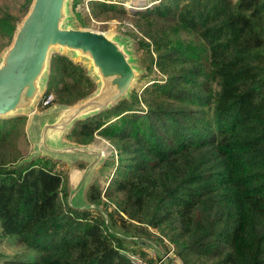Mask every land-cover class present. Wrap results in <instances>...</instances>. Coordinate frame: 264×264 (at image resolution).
<instances>
[{
	"label": "trees",
	"instance_id": "16d2710c",
	"mask_svg": "<svg viewBox=\"0 0 264 264\" xmlns=\"http://www.w3.org/2000/svg\"><path fill=\"white\" fill-rule=\"evenodd\" d=\"M3 1L0 52L24 16ZM84 1L95 18L135 16L141 35L130 32L165 77L68 133L117 147L100 169H110L108 186L96 179L87 194L89 205H116L105 214L70 201L56 159L19 162L12 142L26 116L0 118L1 233L38 251L24 264H135L122 250L135 237L168 240L183 264H264V0H156L130 13L108 0L74 4ZM49 73L55 103L96 89L66 54L52 57Z\"/></svg>",
	"mask_w": 264,
	"mask_h": 264
},
{
	"label": "water",
	"instance_id": "95a60500",
	"mask_svg": "<svg viewBox=\"0 0 264 264\" xmlns=\"http://www.w3.org/2000/svg\"><path fill=\"white\" fill-rule=\"evenodd\" d=\"M70 0H32L17 23L9 45L0 52V117L30 113L33 153L54 158L90 159L79 171L70 201L83 189L87 177L104 161L105 151L90 144L68 141L71 126L109 108L130 95L138 68L126 41L106 32L76 27L69 15ZM54 49L87 59L96 89L74 104H53L43 111L36 104L45 93V79Z\"/></svg>",
	"mask_w": 264,
	"mask_h": 264
},
{
	"label": "rangeland",
	"instance_id": "374dc122",
	"mask_svg": "<svg viewBox=\"0 0 264 264\" xmlns=\"http://www.w3.org/2000/svg\"><path fill=\"white\" fill-rule=\"evenodd\" d=\"M29 0H4L3 3L6 7H8L11 11L18 14H26L28 12V9L32 3V0L28 3ZM112 2H117L124 4V7L128 10V12L136 11L144 9L148 6H150L152 3H154L156 0H124L119 2V0H108ZM28 3V7L26 6ZM26 7L25 13H23V8ZM69 15L70 18L67 20V22L71 21L72 24L76 27H87L92 28L95 30L103 31L111 35L112 37H121L126 41L128 50L131 53L132 56V62L133 64L138 68L136 81L133 84L132 90L135 88L137 90H141L145 85L151 84L153 82L154 77H160L164 78L165 76L161 74L156 66L154 65L153 70H149V57L145 53V51L138 47L137 38L130 32V30H133L134 33H137L138 35H141V32L139 31L138 26L135 25L133 19L135 16H132L128 14V16H117L115 18H95L91 14V7L87 4L86 1L78 3L76 6L74 4V0H70L69 2ZM81 19L86 20L88 23L86 26H84L81 23ZM0 42L2 44H5L8 42V39H1ZM10 43V42H9ZM9 43L7 45H9ZM5 45V46H7ZM61 51L59 49H54L51 52L50 60L52 57ZM70 56L72 54H69ZM76 62H80L89 72L91 71V65L89 64V61L87 59H78ZM51 64V62H50ZM50 72V70H49ZM49 74H47L45 79V88L48 87V77ZM46 92V90H45ZM43 96V95H42ZM53 104H64V103H53ZM52 104V105H53ZM48 107H43L40 104V100H38L36 104V110L37 111H43ZM26 116L27 124L25 127L19 130L18 135L14 138V141L12 144H17V147L22 155L18 160L19 162H25L29 159H32L34 157L38 156H49L48 154L42 153V154H34L33 151V136L29 129V118L31 116L30 113H24L22 114ZM5 116H1L0 118H3ZM13 117V116H12ZM8 118V117H6ZM83 119H80L78 121H81ZM76 121L71 128L78 122ZM70 128V130H71ZM69 130V132H70ZM68 141L74 142L67 134L66 136ZM78 143V142H76ZM91 145L96 146L97 148H100L105 151L104 159L108 157L110 154H114L116 156L117 154V147L114 145L109 139L102 135H96L94 137V140L91 141ZM51 157V156H49ZM57 161V167L61 171H65L68 175L69 180V189L72 190L74 186V181L77 175L79 174L81 165L88 164L87 157H78L76 160H66L64 158H54ZM17 160V161H18ZM113 171V170H112ZM110 169H106L104 172L101 170H95L89 179L86 180L84 189H81L72 199L74 204L80 205L81 207H93L90 208L91 212L95 215L98 213V211L105 214L104 209L114 210L116 208V205L112 202H109L106 197L103 198V203L100 205H89V202L87 200V194L89 191V186L91 183H94V181L97 179L100 186L102 188L107 187L109 184V177H110ZM71 196V192H70ZM69 196V199H70ZM96 207V208H95ZM98 210V211H97ZM1 225V224H0ZM152 231H156L154 228H150ZM137 240V238L135 237ZM136 240L132 239H124L122 250L125 251V253H135L132 252L134 249L140 250V255L148 261V263L152 264H183V262L177 258L175 252H174V245L172 243H169L168 240L164 239L160 240L157 238H153L149 243H145L143 238ZM157 245V248L155 246ZM39 253L36 249L32 247H26L24 244L19 242L18 236H5L1 233V226H0V264H24L25 262H34L38 258Z\"/></svg>",
	"mask_w": 264,
	"mask_h": 264
},
{
	"label": "built area",
	"instance_id": "2783aa9c",
	"mask_svg": "<svg viewBox=\"0 0 264 264\" xmlns=\"http://www.w3.org/2000/svg\"><path fill=\"white\" fill-rule=\"evenodd\" d=\"M40 104L43 107L51 106L55 100V94L53 91H50L48 93H44L43 96L40 97ZM127 255L130 257V259L135 264H152L148 263L146 259H144L139 253H127Z\"/></svg>",
	"mask_w": 264,
	"mask_h": 264
},
{
	"label": "crops",
	"instance_id": "0c3cea01",
	"mask_svg": "<svg viewBox=\"0 0 264 264\" xmlns=\"http://www.w3.org/2000/svg\"><path fill=\"white\" fill-rule=\"evenodd\" d=\"M87 144H88V143H87ZM90 145H91V144H90ZM92 146H94V145H92ZM95 147H96V146H95ZM80 157H82V156H80ZM83 157H84V156H83ZM105 160H106V158L104 159V161H103V162H102V163H101V164H100L95 170H97V169L100 170L101 167L103 166ZM89 162H90V159H88V164H89ZM88 164H87V165H88ZM84 167H85V166H83L82 168H80V170L83 169ZM95 170H94V171H95ZM94 171H93V172H94ZM104 171H105V170H104ZM104 171H103V172H104ZM93 172H92V173H93ZM92 173H91V174H92ZM91 174L87 177V179L90 178ZM87 179H86V180H87ZM83 189H84V188H83Z\"/></svg>",
	"mask_w": 264,
	"mask_h": 264
}]
</instances>
